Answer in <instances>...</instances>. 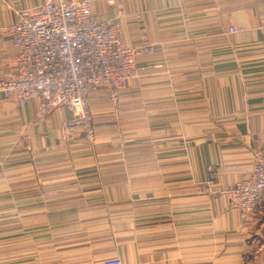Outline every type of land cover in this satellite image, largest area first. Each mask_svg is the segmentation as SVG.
<instances>
[{
	"label": "crops",
	"instance_id": "crops-1",
	"mask_svg": "<svg viewBox=\"0 0 264 264\" xmlns=\"http://www.w3.org/2000/svg\"><path fill=\"white\" fill-rule=\"evenodd\" d=\"M43 2L0 0V28ZM92 2L154 51L119 102L92 89L94 144L63 138L65 108L37 118L34 101L0 95L6 236H35L22 247L38 264H264V216L228 211L217 192L264 151V0ZM15 55L0 35V78Z\"/></svg>",
	"mask_w": 264,
	"mask_h": 264
},
{
	"label": "built area",
	"instance_id": "built-area-1",
	"mask_svg": "<svg viewBox=\"0 0 264 264\" xmlns=\"http://www.w3.org/2000/svg\"><path fill=\"white\" fill-rule=\"evenodd\" d=\"M92 0H44L35 11H21L15 22L0 28L16 49L12 76L0 78V95L19 107L34 101L37 118L63 107L69 117L62 125L63 138L81 135L94 144L97 130L90 107L92 89L104 88L119 102L122 91L140 76L138 56L153 47L131 46L118 20L100 19ZM239 28L230 27L231 33ZM146 43V42H144ZM29 124H23L27 130ZM218 183L210 168L206 184ZM217 192L227 198V210L245 215L264 212V151H257L249 175ZM105 264H123L120 258Z\"/></svg>",
	"mask_w": 264,
	"mask_h": 264
},
{
	"label": "rangeland",
	"instance_id": "rangeland-1",
	"mask_svg": "<svg viewBox=\"0 0 264 264\" xmlns=\"http://www.w3.org/2000/svg\"><path fill=\"white\" fill-rule=\"evenodd\" d=\"M4 186V184L0 185L1 193L5 190ZM10 210V208L7 209V207H4V203L0 204V264H38L36 253L33 252L34 249H29L28 251L26 246L22 247L24 244L35 243V236H16L12 239L6 236V228H8L10 225L8 224V221L4 219V215ZM260 216H264V212ZM16 225L17 229H20V223H17ZM22 250L27 251H25V253H21L20 251ZM252 256L249 257L254 259V253H252ZM257 262L260 263L259 260H257Z\"/></svg>",
	"mask_w": 264,
	"mask_h": 264
}]
</instances>
